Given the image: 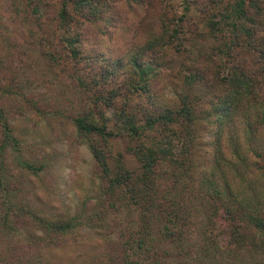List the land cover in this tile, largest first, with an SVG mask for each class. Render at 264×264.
<instances>
[{"label":"trees","instance_id":"trees-1","mask_svg":"<svg viewBox=\"0 0 264 264\" xmlns=\"http://www.w3.org/2000/svg\"><path fill=\"white\" fill-rule=\"evenodd\" d=\"M22 1L24 21L43 29L40 44L64 54L62 59L56 50L46 51L51 65L61 66L72 87L91 97L72 123L80 136L90 139L98 189L64 218L42 217L17 205L13 198L21 191L13 186L16 177L8 167L9 156L14 155L18 175L26 180L44 164L36 166L35 160L27 159L25 151L33 152L30 147L24 150L0 106V264L65 261L63 256L78 252L73 238L78 228L89 229L93 237L80 239L87 244L79 249L81 261L73 259V264H227L217 257L222 254L236 264L239 260L233 255L239 252L252 263H264V189L251 196L234 192L227 182L218 187L212 180L204 189V172L194 187L199 100L193 95L206 79L216 85L217 97L210 99L215 120L238 116L241 107L247 110L256 102L258 117L253 125L243 121H247L243 136L249 149L264 160V137L257 131L259 124L264 128V0L228 1L221 8L224 16L206 21L207 38L225 24L234 37L213 42L208 51L197 54L192 42L183 47L187 39L181 32L195 0H180L179 14L170 0H124L129 11L143 10L139 27L148 26L144 40L124 56L89 49L90 39L102 36L107 24L119 19H114L119 9L113 0H35L31 5ZM58 30L61 34L56 35ZM173 46L179 57L171 65L163 56ZM124 67L128 78L122 89L137 104L129 97L121 100L120 88L111 86ZM169 76L183 87V94L170 104L159 100L160 85ZM9 89L0 84V95H8ZM108 96L118 114V131L108 129ZM122 138L127 141L124 150L110 148L113 140ZM237 142L236 146L243 143L239 138ZM261 172L264 186V166ZM50 240L57 244L43 250L41 244Z\"/></svg>","mask_w":264,"mask_h":264},{"label":"rangeland","instance_id":"rangeland-1","mask_svg":"<svg viewBox=\"0 0 264 264\" xmlns=\"http://www.w3.org/2000/svg\"><path fill=\"white\" fill-rule=\"evenodd\" d=\"M20 1L0 0V84L10 88L8 95H0V106L3 108L13 133L23 140L24 150L30 147L29 149L33 152L29 154L25 151L29 157L27 159L35 160L36 166L40 163L44 165L36 174L30 175L31 180L30 178L26 180L18 175L16 162L12 160L14 155L9 156L8 167L16 177L13 186L16 185L21 191L13 200L19 206L32 208L42 217L58 215L64 218V216L73 214L76 206L85 197H94L98 189L97 183L93 180L96 176V166L88 147L90 139L87 136H80L72 123V118L78 112L87 109L91 97L88 93L72 87V84L69 83V74L63 72L61 66L51 65V60L45 53L50 48L53 52L56 49L52 48V45L46 49V45L40 44L43 39V29L24 21L26 10L21 5L23 1ZM33 1L35 0H27L30 5ZM113 1L116 8L119 9L114 13V19L115 17H119V19L112 24L108 23L107 31L102 36L92 37L89 49L95 47V49L105 51L106 54L110 51L124 56L132 45L144 40L145 29L148 26L139 27L142 9V11H129L124 0ZM228 1L231 2V0H195L192 9L183 20L181 32L187 39L183 47L192 42L193 53L197 54L199 51H208L213 42L225 43L234 37V34L230 32V26L225 24L222 26L223 30L218 31V34L207 38L210 30L205 24L206 21L212 20V18L215 21L220 16H224L221 8L225 7ZM170 5L176 14H179L180 0H170ZM219 11H221L220 15H215ZM144 24L147 23L144 21ZM102 25L105 26L103 23ZM172 27L171 23L170 28ZM59 33L61 34L60 30L56 35ZM54 39L55 36L53 41ZM56 51L63 59L64 54ZM173 56L175 60L172 58ZM178 57L179 54L173 46L166 51L163 60L165 62L168 60L171 65L172 63L174 65ZM68 65L65 63L66 67ZM127 74L128 68H122L111 86L120 88L121 100L129 97L132 103L137 104L135 97L131 94L125 97L127 93L122 89L128 78ZM160 88L159 100L168 104L175 103V100L183 94L181 92L183 87L177 82V78L171 76L163 80ZM217 91L216 85L209 79L205 80L203 86L193 90V95H197L199 100L198 112L194 121L197 154V174L194 187L204 172L203 176L207 179L204 189L207 188L208 183H211V180L218 187L227 182L234 192L241 191L252 196L255 192H261L264 189L260 179L264 160L249 149V144L244 140L243 135L246 136L245 123L247 121L252 125L255 123L254 116L258 117L256 115L258 105L255 102L248 105L247 110L241 107L238 116L215 120L214 114H211L210 111V99L217 97ZM180 93L181 95H179ZM110 103L111 98L109 97L105 102L108 129L118 131V126L116 127V121L119 120L118 114ZM244 120L247 121L243 122ZM257 131L264 137L263 126L259 124ZM238 138L243 143L236 146ZM126 144V139H116L110 144V148L115 151L124 150ZM236 155H239L240 158L238 163ZM128 158L132 164L136 165L133 159ZM240 162L244 165H240ZM19 180L23 182L21 185ZM197 190L198 188H196ZM192 197L193 195L190 194V199ZM197 201H193V203L191 201L192 205H195ZM198 213L200 218L201 214ZM201 221H203L202 217ZM31 225L35 227L32 222ZM78 230L76 237L73 236L74 239H77L75 241H78L76 243L79 245L78 252L74 255L63 256L61 259L65 261L53 259L52 262L73 264V259L80 260L83 254L79 253V249L81 250L87 244L81 242L80 239L85 240L91 234L87 228H78ZM46 241L41 244L43 250L51 249L50 246L57 244L51 240ZM97 247L101 249V244L99 243ZM218 252L220 251H216V253ZM239 253L233 255V258L239 260L236 264H259L250 262V258L246 259L243 255L244 252ZM217 257H220L222 263L230 264L229 262H231V258H227L228 256L225 254ZM261 258L264 260V256Z\"/></svg>","mask_w":264,"mask_h":264}]
</instances>
